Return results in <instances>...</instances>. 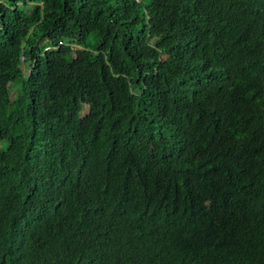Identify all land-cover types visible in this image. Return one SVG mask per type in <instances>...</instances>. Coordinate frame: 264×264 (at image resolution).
Instances as JSON below:
<instances>
[{"label":"trees","instance_id":"obj_1","mask_svg":"<svg viewBox=\"0 0 264 264\" xmlns=\"http://www.w3.org/2000/svg\"><path fill=\"white\" fill-rule=\"evenodd\" d=\"M0 264H264V0H0Z\"/></svg>","mask_w":264,"mask_h":264}]
</instances>
